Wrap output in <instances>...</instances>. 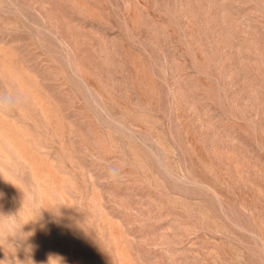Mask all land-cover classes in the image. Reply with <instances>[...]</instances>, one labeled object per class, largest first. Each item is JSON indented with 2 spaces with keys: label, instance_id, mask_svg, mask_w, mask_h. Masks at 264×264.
<instances>
[{
  "label": "rangeland",
  "instance_id": "374dc122",
  "mask_svg": "<svg viewBox=\"0 0 264 264\" xmlns=\"http://www.w3.org/2000/svg\"><path fill=\"white\" fill-rule=\"evenodd\" d=\"M0 264H264V0H0Z\"/></svg>",
  "mask_w": 264,
  "mask_h": 264
}]
</instances>
